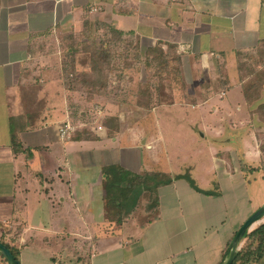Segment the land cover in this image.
<instances>
[{
  "label": "crops",
  "instance_id": "1",
  "mask_svg": "<svg viewBox=\"0 0 264 264\" xmlns=\"http://www.w3.org/2000/svg\"><path fill=\"white\" fill-rule=\"evenodd\" d=\"M86 19L146 46L165 50L174 44L184 81L197 89L187 88L196 99L190 103L193 118L219 135L225 128L242 129L239 140H220L224 147L210 152L209 169L219 181L199 182L197 190L179 177L159 187L162 213L143 226L134 215L119 225L105 220L101 169L118 163L133 172L173 174L171 167L145 156L146 140L140 143L133 128L116 132L115 146L96 127L87 126L94 139L71 138L85 126L74 122L77 92L62 83L61 40L80 33ZM262 41L264 0H0V239L15 238L20 264H219L234 233L264 204L257 133L264 121L251 113L264 102V89L250 108L235 56ZM218 68L227 74L226 89L218 85ZM235 90L246 105L238 118ZM215 96L224 104H213ZM175 105L180 103L166 108L178 111ZM158 108L152 109L156 115ZM66 122L74 130L61 137ZM12 134L28 154L13 152ZM242 134L249 137L246 143ZM100 148L105 154L92 161L84 154ZM126 151L140 153V167L131 166ZM248 166L258 168L253 171H260L259 181L245 175Z\"/></svg>",
  "mask_w": 264,
  "mask_h": 264
},
{
  "label": "rangeland",
  "instance_id": "2",
  "mask_svg": "<svg viewBox=\"0 0 264 264\" xmlns=\"http://www.w3.org/2000/svg\"><path fill=\"white\" fill-rule=\"evenodd\" d=\"M99 22L100 21L96 20L91 21L80 33L71 34L68 40H61L63 44L62 49L60 50L62 58L65 49L72 42H77V44L80 45L83 41H93L96 47L100 48L103 46L107 47L109 50V60L106 64L107 69L105 68L106 72H108L106 74L107 87L102 89V91L99 90V92L95 91L92 93V90L89 87L87 89H83L80 82L75 84L73 91L77 92L79 101H77L78 108L74 111V122L84 123L82 126H89L92 129L96 127V130L98 131L105 129V139H107L106 141L108 144L111 143V145L115 146L113 144V138L116 137L117 134L115 135L114 133L112 136L108 134L105 121L111 116H116L120 120V122L118 121L116 124L118 127L117 132L123 129V127H126L127 129L133 128L132 130L137 134L138 138H140V143L142 140H146V148L144 145H142L143 151L146 152L145 156H154L156 157L155 159H157V161L165 162L166 165L171 167L173 171V174H171L172 176L180 175V177L188 181L191 186H193L192 183L196 186L197 183L208 181L210 178L212 179L209 180L210 182L219 181V176L214 174L213 171L211 172L209 169L210 160L208 157L210 152L214 150L218 151L224 147V144H218V141L220 140H224L227 144H232L236 140H239L238 135L241 133L242 129H232V127H229L230 130H227L225 128L219 135L215 132V130H211L210 126H208L206 129L202 127V125H204L202 124L203 122L201 123L199 120H195L193 118L192 114L195 115V110L190 109V103H195L196 99L187 95V88L189 89L190 87V91L197 89L194 83L192 84L189 81L190 83L186 84L184 81L182 75L183 68H181L182 55L180 56L179 60V70L181 78L184 81V87L181 89V85L171 78V80L169 82L167 81L166 83L163 97H158V92L157 90L155 91L154 95H152V99L160 98L161 104H159L160 108L157 109L159 111V113H157V115L159 114L158 116L153 110H148L146 107L142 108L138 106L136 97L134 96L139 89V83L144 81L148 75L152 76L153 72L157 70L158 66L160 67V65L156 66L155 69L154 67L148 66V63H150L149 60L152 58L150 59V57L146 56L145 49L149 47V45L146 46L142 44L138 39H135L136 37L133 38L134 36L132 37L130 34L116 36V34L112 33L108 27L104 26L106 23L100 22L101 24H98ZM85 54L87 53L82 51L81 53H77L75 56L76 67L80 72L87 71V58L85 57ZM174 56L175 54H173V57ZM64 58L65 60L67 59L66 54ZM240 62L245 63L248 66L243 72H241L242 76H245V74L250 70L249 66L252 69H258L264 72V46L254 51L245 52L241 56ZM156 64H158V61H156ZM172 64V66H177L175 62ZM220 70L223 71L225 76L227 75L224 71V68H219V71ZM166 73L167 72L165 71L163 75L165 74L166 76ZM172 74L169 76H174V74ZM186 77H190L189 74H187ZM259 77L264 78V74L261 73ZM153 78L155 81L158 79L157 76H153L152 79ZM234 92L237 93L236 90ZM159 93L161 94L160 91ZM237 94L240 98V110L236 111V117L238 118L245 115L246 105L241 97V93ZM257 101L249 104L250 108H252V106H254ZM212 102L213 104H217V106H221L224 104L225 100L219 96H215L212 99ZM153 103H156V101H152V103L149 104V107L156 106ZM168 103H180V105H175L180 109L177 111L172 110L171 108H166ZM199 108L204 110L207 108V105H201ZM185 111L189 113L187 116ZM81 112H83L82 115H80ZM256 116L257 121H260L261 119H259L258 114ZM206 117L209 119V116ZM155 118H157L156 124ZM203 121L206 124L205 119H203ZM260 122L263 123V121ZM63 125H61L60 128ZM71 127L74 130L72 125ZM257 133L259 138L262 139L261 143L264 147L263 128L259 129ZM127 139L128 137L123 139L124 143L127 141ZM241 139L242 143H246L249 137H247L245 134H242ZM118 142L116 141V143ZM96 143L97 142H93V144ZM102 150L103 149L100 148L99 152L92 150L84 154L89 155V158H91L90 160L92 161V159H95L97 156H103V154H105ZM148 150H151V152ZM126 152L127 155L132 159L133 164H131V166L135 169L140 167V153L133 154L129 153V151ZM79 155H83V153H79L78 156ZM249 163L252 164V162ZM249 167L250 166L246 168L247 170H244L245 175H247L250 179L256 176L257 180L259 181L261 176L260 171H253L252 169H249ZM209 187H212V185L209 184ZM160 211L161 207L158 206L154 213L160 216L162 213ZM133 217L136 220L139 218L138 214L134 215ZM263 221L264 217L260 222Z\"/></svg>",
  "mask_w": 264,
  "mask_h": 264
},
{
  "label": "trees",
  "instance_id": "3",
  "mask_svg": "<svg viewBox=\"0 0 264 264\" xmlns=\"http://www.w3.org/2000/svg\"><path fill=\"white\" fill-rule=\"evenodd\" d=\"M83 23L84 28L82 30L85 29L89 21L86 19ZM98 24L101 23L99 22ZM104 26L108 27V29L116 34V36L124 34L122 31L111 27L109 24H104ZM133 38H135V36ZM135 39L137 40V38ZM78 45L77 42H72L64 51L62 58L64 60H62L61 64V79L63 85L68 91H73L75 84L80 82L83 89L89 87L92 90V93L95 91L99 92V90L102 91V89L107 87L106 74L108 72H106V64L109 60L108 48L103 46L100 48L96 47L93 41H83L79 46ZM263 46L264 41L260 42L258 46L252 50H238L235 53L239 83L244 99L248 105L257 101L260 97V91L264 88V78L259 77V75L261 73L264 74V72L258 69H252L249 66L250 70L245 76H242L241 72H243L248 66L247 64L240 62V58L245 52L254 51ZM82 51L87 53L85 54V57L87 58V71L85 72H80L76 67L75 56ZM145 53L147 57H150V59L152 58L149 60L150 63H148V66L154 67V69L158 65H160V67L158 66L152 76L148 75L144 81L139 83V89L134 97H136L138 106L152 110L154 107L161 105L160 98L152 99V95H154L157 90L158 97H163L166 83L167 81L169 82L171 78L181 85V89L184 87V81L181 78L179 70L181 53L177 52L176 46L171 43L167 45L165 50L162 49L159 44L151 45L145 49ZM65 54L67 55L66 60L64 58ZM173 54H175L174 57ZM156 61H158V64H156ZM173 62H175L177 66H172ZM165 71L167 72L166 76L165 74L163 75ZM172 73L174 76H169ZM218 74V85L222 89H226L228 86L225 74L222 70L219 71V68ZM153 76H157V81H155L154 78L152 79ZM152 101H156V103H153L156 106L149 107V104L152 103ZM252 112L257 113L259 118L264 121V102L256 105L254 110H251V113ZM118 121L120 122L116 116H111L105 121L109 135L112 136L117 132L118 127L116 124ZM71 138L94 139L92 131L86 126L74 131ZM11 140V146L14 153H17L18 151L22 152V150L25 151L26 154L30 152V150H24L22 145L13 138V134ZM262 150L264 152L263 146ZM260 168L264 169V160H262ZM249 169L255 170L258 168L249 167ZM101 176L104 191L105 220L119 225L129 219L132 215L138 214L141 226L157 217L154 212L159 205L158 188L172 182L173 179L180 177V175L172 176L171 174L158 170L143 169L139 172H133L119 164H108L103 166L101 169ZM192 185L198 190L197 186L193 183ZM6 232H9V230ZM0 242H2L12 252L15 258L18 259L19 247L14 237L8 240L1 238ZM241 242V247L237 252L233 264H264V221L246 232ZM0 262L6 264L2 256H0Z\"/></svg>",
  "mask_w": 264,
  "mask_h": 264
},
{
  "label": "water",
  "instance_id": "4",
  "mask_svg": "<svg viewBox=\"0 0 264 264\" xmlns=\"http://www.w3.org/2000/svg\"><path fill=\"white\" fill-rule=\"evenodd\" d=\"M264 217V204L252 212L249 217L240 225L232 239L229 242L227 251L225 252L219 264H233L237 252L241 247V241L245 233L250 231L255 224L260 223ZM0 256L5 260L6 264H20L19 260L15 258L12 252L0 242Z\"/></svg>",
  "mask_w": 264,
  "mask_h": 264
},
{
  "label": "built area",
  "instance_id": "5",
  "mask_svg": "<svg viewBox=\"0 0 264 264\" xmlns=\"http://www.w3.org/2000/svg\"><path fill=\"white\" fill-rule=\"evenodd\" d=\"M73 131L71 125L66 122L61 128H60V136L65 137L70 134V132Z\"/></svg>",
  "mask_w": 264,
  "mask_h": 264
}]
</instances>
